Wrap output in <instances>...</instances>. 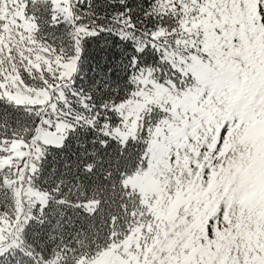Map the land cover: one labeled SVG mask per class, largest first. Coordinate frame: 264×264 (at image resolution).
Masks as SVG:
<instances>
[{
    "label": "snow or ice",
    "instance_id": "snow-or-ice-1",
    "mask_svg": "<svg viewBox=\"0 0 264 264\" xmlns=\"http://www.w3.org/2000/svg\"><path fill=\"white\" fill-rule=\"evenodd\" d=\"M0 264H264V0H0Z\"/></svg>",
    "mask_w": 264,
    "mask_h": 264
},
{
    "label": "rangeland",
    "instance_id": "rangeland-1",
    "mask_svg": "<svg viewBox=\"0 0 264 264\" xmlns=\"http://www.w3.org/2000/svg\"><path fill=\"white\" fill-rule=\"evenodd\" d=\"M159 175V173L149 172L145 169L138 173H132L129 182L135 186L136 191H142L144 194L151 195L157 193L158 188L163 189V184L159 183L162 180ZM157 200H163V197L159 193H157Z\"/></svg>",
    "mask_w": 264,
    "mask_h": 264
},
{
    "label": "trees",
    "instance_id": "trees-1",
    "mask_svg": "<svg viewBox=\"0 0 264 264\" xmlns=\"http://www.w3.org/2000/svg\"><path fill=\"white\" fill-rule=\"evenodd\" d=\"M73 147H75V146L73 145ZM133 173H134V172H133ZM159 177H160L161 179H163V176H162L161 174L159 175Z\"/></svg>",
    "mask_w": 264,
    "mask_h": 264
}]
</instances>
